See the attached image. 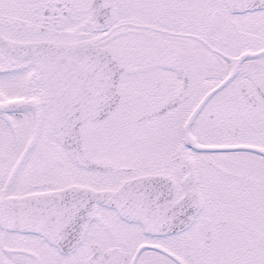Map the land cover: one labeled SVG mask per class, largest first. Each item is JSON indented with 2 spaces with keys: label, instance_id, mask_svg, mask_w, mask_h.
I'll list each match as a JSON object with an SVG mask.
<instances>
[{
  "label": "snow or ice",
  "instance_id": "obj_1",
  "mask_svg": "<svg viewBox=\"0 0 264 264\" xmlns=\"http://www.w3.org/2000/svg\"><path fill=\"white\" fill-rule=\"evenodd\" d=\"M0 264H264V0H0Z\"/></svg>",
  "mask_w": 264,
  "mask_h": 264
}]
</instances>
